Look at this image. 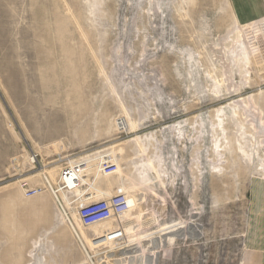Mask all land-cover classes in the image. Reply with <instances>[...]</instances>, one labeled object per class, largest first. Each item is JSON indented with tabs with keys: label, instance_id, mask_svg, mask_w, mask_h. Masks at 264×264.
Segmentation results:
<instances>
[{
	"label": "rangeland",
	"instance_id": "obj_1",
	"mask_svg": "<svg viewBox=\"0 0 264 264\" xmlns=\"http://www.w3.org/2000/svg\"><path fill=\"white\" fill-rule=\"evenodd\" d=\"M83 158L79 195H128L123 217L83 227L78 196L54 193ZM263 200L264 16L243 23L229 0H0V264H256Z\"/></svg>",
	"mask_w": 264,
	"mask_h": 264
},
{
	"label": "built area",
	"instance_id": "obj_2",
	"mask_svg": "<svg viewBox=\"0 0 264 264\" xmlns=\"http://www.w3.org/2000/svg\"><path fill=\"white\" fill-rule=\"evenodd\" d=\"M95 162L99 173L103 176L116 175L119 170L118 164L109 156H98ZM60 166L58 182L54 190L55 194H58V189L73 193L72 191L75 187L83 188L85 186L80 181V178L86 180L88 177V173H86L88 163L85 158L80 160L67 159ZM68 182H70V185ZM19 186L25 198L33 197L40 192V188L30 187L27 181L20 182ZM76 196H78L77 199L71 202L75 205L77 220L83 227H91L110 219L121 218L134 207L126 194H115L109 198L98 200H88L85 194H76Z\"/></svg>",
	"mask_w": 264,
	"mask_h": 264
},
{
	"label": "crops",
	"instance_id": "obj_3",
	"mask_svg": "<svg viewBox=\"0 0 264 264\" xmlns=\"http://www.w3.org/2000/svg\"><path fill=\"white\" fill-rule=\"evenodd\" d=\"M239 21L246 23L264 16V0H229ZM262 212L257 216L256 264H264V200Z\"/></svg>",
	"mask_w": 264,
	"mask_h": 264
},
{
	"label": "bare ground",
	"instance_id": "obj_4",
	"mask_svg": "<svg viewBox=\"0 0 264 264\" xmlns=\"http://www.w3.org/2000/svg\"><path fill=\"white\" fill-rule=\"evenodd\" d=\"M57 169V167L55 168V170ZM60 171V170H59ZM86 173H87V171H86ZM58 175V174H57ZM57 180H58V178H57ZM80 181H82L83 183H84V181L82 180V178H80ZM57 182L58 181H56L55 182V186L57 185ZM68 184L70 185V182H68ZM85 185H86V183H84ZM80 189H81V191H80ZM86 189H83V188H79V187H75L74 189H73V193H75V194H78L79 195V193H82L83 191H85ZM67 193H68V191H64L63 189H58V194L61 196V198L66 202V204L68 205V206H70L71 205V203L69 202V200H67ZM109 197H111V196H109ZM109 197H106V198H109ZM97 199H93V200H98V199H103V198H98V197H96ZM85 199H87L86 197H85ZM91 199V195H90V198H88V200H90ZM80 224V223H79Z\"/></svg>",
	"mask_w": 264,
	"mask_h": 264
}]
</instances>
